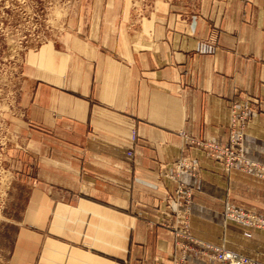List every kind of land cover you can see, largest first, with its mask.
<instances>
[{"label":"crops","instance_id":"1","mask_svg":"<svg viewBox=\"0 0 264 264\" xmlns=\"http://www.w3.org/2000/svg\"><path fill=\"white\" fill-rule=\"evenodd\" d=\"M29 71L37 179L13 264H170L177 184L165 175L179 159L198 167L184 178L193 236L264 260V232L224 217L229 201L264 216V180L225 172L181 135L224 143L233 100L259 99L245 150L264 164V0H156L140 12L99 0Z\"/></svg>","mask_w":264,"mask_h":264},{"label":"rangeland","instance_id":"2","mask_svg":"<svg viewBox=\"0 0 264 264\" xmlns=\"http://www.w3.org/2000/svg\"><path fill=\"white\" fill-rule=\"evenodd\" d=\"M129 1V0H128ZM156 0H132L138 12ZM189 0H179V2ZM99 0H0V264H13L16 238L23 226L28 210L31 186L37 175L30 144V122L23 104L30 88V66L36 53L47 44H59L63 25L69 16L81 8L95 6ZM261 110L259 99L245 97L233 100L228 120L226 142L193 138L181 135L187 143L204 150L219 162L225 172L242 171L263 179L243 168L232 167L227 161V150L242 160L264 167V164L246 155L247 130L255 115ZM175 172L165 175L177 185L168 200L169 219L164 223L174 237V253L170 264H190L194 258L235 264L221 259L226 253L234 254L251 264H264L263 259L249 257L223 245L200 240L191 232V204L193 193L184 186L186 176H196L198 167L192 160L179 159ZM224 217L228 222L249 232H264V216L240 204L226 202ZM28 228V227H27ZM207 254V255H206Z\"/></svg>","mask_w":264,"mask_h":264},{"label":"built area","instance_id":"3","mask_svg":"<svg viewBox=\"0 0 264 264\" xmlns=\"http://www.w3.org/2000/svg\"><path fill=\"white\" fill-rule=\"evenodd\" d=\"M225 155H226L227 161L229 163V164H227L228 166L231 165L232 167H236V168L240 167V168L246 169L250 173H254L258 176L264 177V167H262L258 164H254V163L249 162V161L242 160L238 155H235L233 152H231L229 150H227V152H225ZM220 258L221 259L222 258L223 259H230L235 264H251L250 261L238 259V257L236 255L230 254V253H226L223 256H220Z\"/></svg>","mask_w":264,"mask_h":264}]
</instances>
